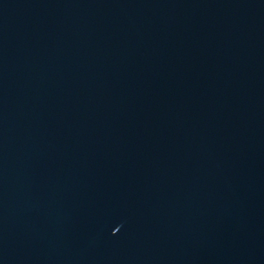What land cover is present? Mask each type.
Returning <instances> with one entry per match:
<instances>
[{"label":"water","instance_id":"95a60500","mask_svg":"<svg viewBox=\"0 0 264 264\" xmlns=\"http://www.w3.org/2000/svg\"><path fill=\"white\" fill-rule=\"evenodd\" d=\"M0 264H264V0H0Z\"/></svg>","mask_w":264,"mask_h":264}]
</instances>
